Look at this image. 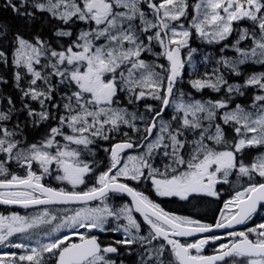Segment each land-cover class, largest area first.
I'll use <instances>...</instances> for the list:
<instances>
[{
	"label": "snow or ice",
	"instance_id": "1",
	"mask_svg": "<svg viewBox=\"0 0 264 264\" xmlns=\"http://www.w3.org/2000/svg\"><path fill=\"white\" fill-rule=\"evenodd\" d=\"M3 7L28 25L56 23L52 39H29L0 21V65L12 68L21 101L17 109L0 95V204L38 208L0 214V246L20 250L0 252V264H264V222L211 234L246 225L264 208V71L248 70L264 68V0H3ZM193 36L218 52L201 53ZM186 67L200 99L177 87ZM205 90L215 95L204 98ZM17 113L34 129L55 123L28 143L27 123H12ZM101 141L110 144L101 148L106 167L96 159ZM157 159L166 161L162 169ZM52 176L71 190L43 183ZM89 177L95 182L77 190ZM149 180L160 197L219 198L220 183L234 194L206 224L125 182ZM113 194L131 203L115 208ZM94 232L122 235L105 243Z\"/></svg>",
	"mask_w": 264,
	"mask_h": 264
},
{
	"label": "trees",
	"instance_id": "2",
	"mask_svg": "<svg viewBox=\"0 0 264 264\" xmlns=\"http://www.w3.org/2000/svg\"><path fill=\"white\" fill-rule=\"evenodd\" d=\"M38 16L40 15L39 13L37 14ZM46 15V14H45ZM0 21H5L9 23L13 30H20L26 38L31 39L32 35L37 34V33H42L43 37L45 39H52L51 33L49 31V28L52 24H55V21L51 20H46V19H38L36 20L33 24L28 25L25 23L24 20H22L19 17H16L10 9H6L3 7V0H0ZM195 40V42H193ZM202 43L198 39H196L195 36H193L192 40V46H194L196 43ZM206 47H209L208 49L211 50V53H216L218 52V48L215 46H209L204 44ZM209 50H206L209 53ZM231 55V53H228ZM10 55V54H9ZM202 56H196V59H200ZM210 67V66H209ZM197 68L199 72L204 71V66L202 64L197 65ZM0 69L3 70L2 72L6 74V80L8 81L7 84H2V90L0 91V95L3 96H12V98L15 101V105L17 109L21 108V101H20V93L19 91L13 87V83L11 81V67L10 66H4L0 65ZM249 71H264V68H261L260 66H254L248 69ZM189 68L188 70L184 73L183 79L178 82V89H183L185 92H191L197 99L201 98V94L196 93L194 89H191L190 85L187 83V81L190 79L189 76ZM215 94L211 93L210 90H205L203 92V97L208 98L209 96H214ZM4 107H6V100L3 103ZM38 107V105H34ZM159 106V102L157 104ZM17 118L21 122V124L27 123V128L25 135L28 138V141L33 142L35 140H39L41 135L44 134L46 131L47 126H52L55 122H51L47 126H41L39 129H34L31 126L30 121H27L26 119V113H17L13 117L12 123H15ZM228 133H231V130L226 129ZM100 146H97L95 150L97 151V156L96 159L98 161H102V163L107 166V153L103 152ZM255 152L250 151L247 155H253ZM105 170L104 167H101L99 171ZM98 174V173H97ZM95 182L94 177H89L87 181V186L90 187L93 183ZM149 185V184H148ZM150 186V185H149ZM161 206L168 212L175 213L176 215H192L195 220H202V221H214L217 214H218V209L221 207V201H215L209 198H204L200 196H194L192 198H189L188 201L186 202H179L177 201L174 197L171 198H160L159 199ZM254 222V221H253ZM252 222V223H253Z\"/></svg>",
	"mask_w": 264,
	"mask_h": 264
},
{
	"label": "flooded vegetation",
	"instance_id": "3",
	"mask_svg": "<svg viewBox=\"0 0 264 264\" xmlns=\"http://www.w3.org/2000/svg\"><path fill=\"white\" fill-rule=\"evenodd\" d=\"M156 51H159V48L157 47L156 48ZM146 59H152L150 56L149 57H146ZM160 63H162V64H167V62L165 61V60H163V59H161L160 60ZM12 73H11V81H12V83H13V87H14V82H13V70H12V68H11V70H10ZM5 78H7L6 76H5ZM3 84V83H2ZM2 84H0V88H1V90H2ZM120 99H124V97H123V95H121V97H120ZM149 103H151V104H153V105H155V106H157V104H158V101H154V100H149ZM157 107H159V106H157ZM169 111V113L171 112V109H169L168 110ZM165 117H167V116H165ZM168 118V117H167ZM125 130H127V129H125ZM114 142V141H113ZM107 144H109L108 142H107ZM110 146V145H109ZM39 173V172H38ZM47 177H44V179H43V183H47V179H46ZM147 192V195H149V198L150 199H152L153 201H154V194L152 193V192H150V191H146ZM116 197V196H115ZM119 197H122L123 198V196H121V195H119ZM114 198V197H113ZM177 201H179V202H186V201H188L189 199H187V200H182V199H180L179 197H176L175 198ZM124 200V199H123ZM126 202H124V203H122V204H120L117 208H119L121 205H123V204H125ZM119 203H115V204H110V205H112V206H114V205H118ZM50 207H52L53 208V210H57V209H62L63 207H65V206H50ZM223 207V206H222ZM38 210V208H36V209H25V210H14V209H9V208H6V207H1L0 206V214H4V215H9V214H11L12 212H17V213H19L20 215H25V216H31V215H33V214H35L36 213V211ZM188 215H190V213H188ZM138 220H141V219H139L138 218ZM141 222H142V220H141ZM202 222V221H201ZM210 222H212V221H210ZM81 231H83V230H81ZM143 231L144 232H147V227L146 226H144V229H143ZM65 232H67V231H65ZM93 234H96V235H98L99 237H100V239H101V241H103V242H105V243H107V242H109V241H111V240H113V239H120L121 238V233H112V232H106V233H99V232H94ZM43 238V237H42ZM200 238V237H199ZM74 240H76V241H78V238H73ZM194 239H198V238H192V239H189V238H182L181 240H182V242H187V243H192V242H194ZM14 242H16V241H14ZM219 243H222V242H220V241H216V242H211L209 245H207L206 247H205V249L203 250V254L204 255H212L213 253H214V251H215V249H216V247L218 246V244ZM6 251H16V252H19L20 250L19 249H10V248H6V247H4V246H0V252H6ZM124 251V249L123 248H121V252H123ZM193 254H195L194 253V250H193Z\"/></svg>",
	"mask_w": 264,
	"mask_h": 264
},
{
	"label": "rangeland",
	"instance_id": "4",
	"mask_svg": "<svg viewBox=\"0 0 264 264\" xmlns=\"http://www.w3.org/2000/svg\"><path fill=\"white\" fill-rule=\"evenodd\" d=\"M190 2L191 3H194L195 2V0H190ZM193 42H195V40L193 41ZM193 47H199V49H200V52H205V50H209L208 48L209 47H206L203 43H196ZM207 52V51H206ZM209 52H212V51H209ZM198 57L200 56V54H198L197 55ZM228 135H229V137H231V135H232V133H228ZM262 151H264V149L262 150ZM162 163H164V162H162ZM162 163L160 164L161 165V167H162ZM156 166L157 167H159V162H156ZM157 195V194H156ZM233 194H230V196H229V198L232 196ZM264 220V219H263ZM264 222V221H263ZM254 238V237H253Z\"/></svg>",
	"mask_w": 264,
	"mask_h": 264
},
{
	"label": "water",
	"instance_id": "5",
	"mask_svg": "<svg viewBox=\"0 0 264 264\" xmlns=\"http://www.w3.org/2000/svg\"><path fill=\"white\" fill-rule=\"evenodd\" d=\"M126 195V194H125ZM126 197L131 200V198L129 196L126 195ZM9 206H13V207H18V208H22L18 205H9ZM138 214V213H137ZM241 225H236L234 226L233 229L237 228V227H240ZM227 230H232V229H214L212 233H220V232H224V231H227ZM200 234H196V236H199Z\"/></svg>",
	"mask_w": 264,
	"mask_h": 264
}]
</instances>
